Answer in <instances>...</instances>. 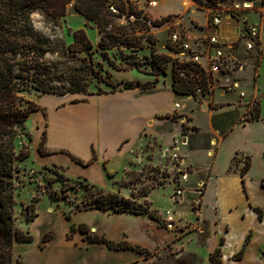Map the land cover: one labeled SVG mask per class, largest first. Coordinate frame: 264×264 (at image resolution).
<instances>
[{
	"label": "rangeland",
	"instance_id": "374dc122",
	"mask_svg": "<svg viewBox=\"0 0 264 264\" xmlns=\"http://www.w3.org/2000/svg\"><path fill=\"white\" fill-rule=\"evenodd\" d=\"M187 1L190 2L188 6H185L186 0H159L160 7L155 11L156 13L159 11L182 12L186 27L192 28L190 25L192 18H194V22L201 24L206 22L204 13L199 11L204 9V0ZM222 4H229V1ZM261 5H258V8L262 9V17L260 13L256 12L251 13L250 17L255 23L261 22L264 32V2ZM111 18L115 28L108 32L104 23L88 20L78 13L73 2L68 4L66 14L58 18L48 17L41 11H35L32 14V21L37 30L47 36L56 47V50L45 55V60L50 64L54 75L50 81L51 84L59 87L68 85L66 81H60V79L79 67L86 73L90 92H95L99 88L105 91L118 90L127 81H134L137 85L149 83L156 85L157 82L168 84L170 79H173L171 56L164 47L167 36L163 29L155 30L154 44L151 47L140 39L139 25L136 27L132 24L127 25L125 22L121 24L115 18ZM235 23L237 24L235 20H224V25L228 28ZM79 29H84L85 35L76 41L74 31ZM110 37L113 38L110 39ZM263 37L264 35L262 39ZM101 39H104L102 45L100 44ZM239 62L243 69H238L229 78L223 77L220 82H217L212 97L191 98V100L185 96L177 98L184 105L193 104L194 101V109L200 111L197 113L200 129H209L208 119L219 105L224 106L218 110L230 111L231 119L236 123H243L245 120L253 118L257 107L260 108V118H264V46L258 54L251 51L241 56ZM153 64L157 67H153ZM136 77H147L150 80L142 82ZM232 78L239 82V88L236 89L235 93L226 88ZM240 91H244L245 95H241ZM40 95L42 94L34 88L24 92L25 98L36 104ZM87 95L85 93L79 94L81 97ZM179 114L171 117L182 133L175 141L174 146L166 147L156 137L146 135L145 144L141 150L135 153L128 168L124 172L109 173V177L106 178V185L103 171L92 167V163L97 160L95 151L96 159L93 160V157L89 161L81 159L83 163L77 162L69 154L77 164V166L72 165L69 168L65 163L60 166L58 158L52 159L53 161L47 163L49 165L45 167L41 166L33 151L25 159H16V169L12 178L15 192V226L22 230H29L27 228L28 222L25 219V208L36 194L40 195L41 199L35 208L39 219L31 231L34 236H39L44 230L59 232L64 227L66 219L72 220L74 211H82L77 213V219L101 223L102 220L97 214L77 210L79 204L80 206L83 205V197L93 191V188L87 190V185L93 184L107 191L119 192L124 198L132 199L137 205L149 203L150 208L157 210L159 218L155 220L158 225L172 230L177 238L174 242L159 247L148 255L143 254L142 261L133 264H171L173 254L179 255L182 252L181 247H184L186 252H195L202 258H207V251L216 243L215 239L207 245H200L199 239L192 238L191 241L186 242V238L191 237L189 236L190 233L198 231L200 227L203 228L201 233H204L207 227L211 228L209 224L199 220L200 214L212 219L215 213L213 200L217 195L223 194L226 198L219 204L220 221L215 230L218 235L221 234L223 231L221 224L225 221L228 222L232 227V234L229 237L227 252L236 251L235 249L241 243L243 232L251 224V218L248 217L242 221L241 218L239 219L234 215V212H232L233 216H229L227 206L231 204L235 207L234 210L237 211V215L246 211L248 204L243 196V190L235 177L217 182L213 185L207 198L204 199L203 209L200 211L198 201L201 199L200 191L204 188L205 182H200L199 179L204 175L205 165L210 163L211 154H207L206 149L188 150L185 154L176 150L175 146L186 148L190 145L210 148L211 146L215 147L216 143L208 132H202L198 136L196 133L197 126L194 128L193 119L188 114L183 113L185 118L179 120ZM27 124L26 133L19 135L15 140L17 154L21 151H30L32 146V135L29 130L35 133L37 124L31 120ZM159 131L161 134L170 135L171 128L166 125L162 126ZM43 139H45V131L41 141ZM235 146L253 151V169L249 176V191L264 204V195L260 190V178L264 174V124L255 122L248 123L245 127L242 125L236 127L223 144V153L226 157ZM63 155H67V153ZM175 155H187L188 160L192 161L187 160L190 163L191 174L189 181L184 183L183 197L177 200L172 197L176 183L179 182L178 167L180 164ZM88 162L90 163L86 164ZM124 164L125 160L122 158L113 161V167L117 170H121ZM196 168H201V170L195 173ZM236 168L237 163L234 162L231 170ZM221 170L222 168H219V171ZM146 190H149V193L143 194ZM55 191L62 197L52 199L50 194ZM167 210L174 212L173 221L167 220ZM29 211H33V209L30 208ZM43 243L41 240V244ZM32 244L33 242L28 245ZM253 246L248 249L246 260L237 263L227 261L226 264H255ZM21 249V243H15V264L22 262Z\"/></svg>",
	"mask_w": 264,
	"mask_h": 264
},
{
	"label": "crops",
	"instance_id": "0c3cea01",
	"mask_svg": "<svg viewBox=\"0 0 264 264\" xmlns=\"http://www.w3.org/2000/svg\"><path fill=\"white\" fill-rule=\"evenodd\" d=\"M168 13L172 12H157V14ZM263 39L262 46H264ZM136 78L142 82L150 80L147 77ZM172 83L173 79L171 78L168 84L157 82L156 85L146 88L137 85L133 88H121L99 94H88L83 97L79 96L81 92H69L64 95L54 93L42 94L38 97L37 101L40 108L33 111L27 120V123L31 120L37 124L35 133L28 129L32 135L33 142L30 153L32 154V151L35 153L36 159L41 166L45 167L49 165L47 163L53 161L52 159L58 158L60 166L65 163L69 168L72 165L77 166L69 154L72 157L89 161L95 151L97 160L92 163V167L103 171L106 185V178L109 177V173L124 172L128 168L135 153L141 150L145 144L146 135L156 137L166 147L174 146L175 141L182 133L171 117H174L178 113L188 114L193 119L195 126H197L196 133L198 136L202 132H208L216 143L215 147L211 146L210 148H200V146L190 145L186 148L175 146L176 150L185 154H187L188 150L197 149H206L207 154H211L210 163L205 165L204 175L199 179L200 182L204 181L206 183L200 211L203 209L204 199L211 192L213 185L217 182L225 181L227 178L235 177L238 180L240 188L243 190V196L247 201L248 209L237 215V211L234 210L235 207L229 204L227 206L229 208L228 215L233 216L232 212H234V215L239 219L241 218L242 221H245L248 217L251 218V224L243 232L241 243L235 249L236 251L227 252L232 227L225 221L221 224L223 227L221 234L218 235L215 230L216 225L220 221L219 204L226 198L223 194L217 195L213 200L214 217L211 219L201 214L199 217V220L210 225V237L203 242L201 241L203 236V233H201L203 228L201 227L198 231L190 233L191 235L189 236L191 237L187 236L189 239L185 237L187 239L186 242L191 241L192 238L199 239L198 243L200 245H207L214 239L216 240V243L207 251V258H202L196 253L202 258V261L195 264H213L210 254L219 246L221 238H224V243L222 245V262L220 264H226L227 261L237 263L246 260L248 258V249L253 245L255 264H264V204L257 200L249 191V176L253 169V151L251 152L242 149L243 147L235 146L227 154V157L223 153V144L235 131L236 127L240 125L245 127L248 123L255 122L264 124V118L236 123L232 130L226 136H223L220 130L216 129L212 123V118L215 114L225 112L218 110L224 106L221 105L215 108L214 113L210 115L208 119L209 129H200L197 121V113L200 111L194 109V101L193 104L189 105L181 103L180 109L175 108V103L178 102L177 98L183 95L173 89ZM166 125H169L171 128L170 135L167 133L161 134L159 131L162 126ZM44 131V148L48 152L41 154L38 148ZM238 152L240 153L239 157L244 155H250L251 157L250 167L244 176L245 187L240 173L244 162H239L237 168L231 170L233 158ZM66 153L67 155H63ZM117 158L125 160V164L121 170L113 167V161ZM219 168H222V170L219 171ZM198 170L200 171L201 168H196L195 173H198ZM263 178L264 174L260 178V190L264 195ZM256 208L262 210L261 217ZM83 211L97 214L102 222L82 221L76 218L77 213L82 211H74L72 220L66 219L64 227L59 232L44 230L39 236L33 235L34 240L32 241V245H28L32 242L21 243V258L23 256V263L133 264L142 261L144 253L131 248H111L105 243L91 242L88 236L98 234L115 242L125 240L132 245H141L151 252L174 242L177 238L172 230L158 225L154 218L146 214H137L129 211L114 212L99 208ZM38 219L39 215L27 223V228L30 231L36 226ZM72 223L76 225L81 223L87 224L89 232L83 233L79 229L71 232ZM46 233H50L51 238L41 244V240H43L42 238ZM181 249L182 252L179 255L188 253L184 247H181ZM239 253L241 255L237 257Z\"/></svg>",
	"mask_w": 264,
	"mask_h": 264
},
{
	"label": "trees",
	"instance_id": "16d2710c",
	"mask_svg": "<svg viewBox=\"0 0 264 264\" xmlns=\"http://www.w3.org/2000/svg\"><path fill=\"white\" fill-rule=\"evenodd\" d=\"M108 0H0V264H15L14 247L15 243H29L34 240V236L29 230H22L15 226L14 205L15 192L13 190L14 172L16 169V159H25L30 155V151L16 152V138L26 133V123L31 113L40 108L35 102L26 99L24 92L32 88L41 94L54 93L64 95L69 92H81L85 94L108 92L99 88L95 92L88 90L89 82L86 73L82 68L73 70L69 75L60 79L66 81L68 85L59 87L50 83L54 77L52 68L45 60L48 52L56 50L53 42L44 34L39 32L32 21V14L35 11H41L48 17L58 18L66 14L69 3L73 2L75 10L86 19L104 23L105 28L112 21V15L107 10ZM109 32V31H108ZM85 35L84 29L74 31L76 41ZM111 36V35H110ZM113 37H110L112 39ZM101 39L100 44H103ZM153 67L157 65L153 64ZM159 74V73H157ZM172 83L173 89L179 94H189L188 83L184 79L177 77L174 73ZM110 84V83H109ZM146 88L155 84H139ZM137 86L134 81H127L122 88H133ZM112 89L111 91H114ZM85 100V99H83ZM221 106V105H219ZM218 106V107H219ZM216 107V108H218ZM230 111L215 114L212 118L213 126L219 129L223 136H226L236 124L231 119ZM260 119V108H255L253 118L247 120ZM245 120V121H247ZM196 128V126H194ZM45 139L40 142L39 152L45 154L48 151L44 148ZM238 152L233 163L244 162L240 170L242 181L245 187V174L250 167V155L239 157ZM77 162L83 163L80 158L74 157ZM96 159L94 153L93 160ZM90 162L86 163L89 164ZM264 186V178L262 179ZM87 190L93 188V191L83 197V205L78 206L77 210H88L99 208L114 212H134L137 214H147L154 219L159 215L156 209L150 208V204L137 205L130 198H124L119 192L107 191L102 187L93 184L87 185ZM206 183L200 191L201 199L198 201L201 208L202 197L205 193ZM146 190L143 194H148ZM52 199H58L62 196L57 191L50 194ZM41 199L36 194L32 197L31 203L26 205L25 219L27 222L34 220L38 215L36 204ZM33 209V211H29ZM259 216H262V210L256 208ZM70 218V215H68ZM80 230L83 233L89 232V226L85 223L76 225L72 223L71 232ZM211 235L207 227L203 233L201 241H205ZM51 238L50 233H46L43 242ZM91 242L105 243L111 248H131L146 255L151 251L141 245H132L128 241L122 240L115 242L98 234L89 235ZM224 238H221L220 244L210 254L213 264L222 262V245ZM241 253L237 255L239 257ZM202 258L196 253L188 252L182 255H174L171 258V264H195L200 263ZM20 264H24L23 261ZM170 264V263H169Z\"/></svg>",
	"mask_w": 264,
	"mask_h": 264
},
{
	"label": "built area",
	"instance_id": "2783aa9c",
	"mask_svg": "<svg viewBox=\"0 0 264 264\" xmlns=\"http://www.w3.org/2000/svg\"><path fill=\"white\" fill-rule=\"evenodd\" d=\"M229 1V4H222ZM264 0H204L202 11L206 22H194L190 19L192 28L184 25V14H157L159 0H108L107 10L121 24L134 25L140 30V39L147 46L154 44L155 30L163 29L166 33L164 47L171 56L173 73L187 81L189 94H181L186 98H210L214 94L216 83L225 77L229 78L234 71L242 70L239 58L262 48L263 28L260 23L251 20V13H260L258 5ZM259 3V4H257ZM262 6V5H261ZM235 20L237 24L224 26V20ZM159 22V23H158ZM115 28L111 22L106 29ZM174 79V76H173ZM229 91L235 93L239 88L237 79L232 78L226 85ZM245 95L244 91H240ZM175 108H181V102L175 103ZM183 113L179 120L184 119ZM176 155L177 153L174 152ZM175 155V156H176ZM179 160L178 183L173 199H181L185 192L184 183L189 181L190 163L186 155L176 156ZM168 221L174 220V212L167 210Z\"/></svg>",
	"mask_w": 264,
	"mask_h": 264
},
{
	"label": "bare ground",
	"instance_id": "6f19581e",
	"mask_svg": "<svg viewBox=\"0 0 264 264\" xmlns=\"http://www.w3.org/2000/svg\"><path fill=\"white\" fill-rule=\"evenodd\" d=\"M186 2H187V3H185V6H188V5L190 4V2H189V1H187V0H186Z\"/></svg>",
	"mask_w": 264,
	"mask_h": 264
}]
</instances>
